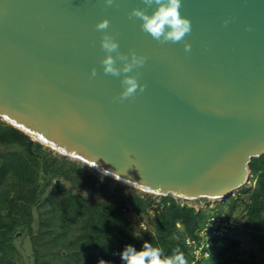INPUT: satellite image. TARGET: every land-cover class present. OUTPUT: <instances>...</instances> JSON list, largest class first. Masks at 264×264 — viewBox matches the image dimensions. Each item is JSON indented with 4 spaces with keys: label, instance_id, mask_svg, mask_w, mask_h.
I'll use <instances>...</instances> for the list:
<instances>
[{
    "label": "water",
    "instance_id": "obj_1",
    "mask_svg": "<svg viewBox=\"0 0 264 264\" xmlns=\"http://www.w3.org/2000/svg\"><path fill=\"white\" fill-rule=\"evenodd\" d=\"M134 8L155 6L0 0V121L144 194L227 200L264 155V0H182L191 32L175 43L144 32ZM105 32L146 57L127 74L144 90L123 100L125 74L103 71Z\"/></svg>",
    "mask_w": 264,
    "mask_h": 264
},
{
    "label": "trees",
    "instance_id": "obj_2",
    "mask_svg": "<svg viewBox=\"0 0 264 264\" xmlns=\"http://www.w3.org/2000/svg\"><path fill=\"white\" fill-rule=\"evenodd\" d=\"M10 145L25 150L0 152V264H13L17 233L31 236L35 264H41L39 239L56 248V256L78 261L85 257L84 264H126L122 259L125 248L131 245L141 251L145 242L161 249V264H169L175 249L184 254L185 264H264L255 255L251 260L241 258L240 242L232 235L215 238V244H224L220 251L201 261L193 260L185 240L199 239L207 215L180 205L172 197L162 198L164 207L153 221L154 232L145 230L138 235L126 214H149L150 204L139 194H124L125 186L111 188L97 174L44 152L39 143L0 121V147ZM251 170L256 183L249 194L254 203L247 206L245 228L255 236L264 231V155L252 160ZM53 179L65 180L99 200L72 195L63 186L52 185ZM49 187L51 191L43 198ZM228 201L230 216L236 199L231 197ZM259 241L264 252V239Z\"/></svg>",
    "mask_w": 264,
    "mask_h": 264
},
{
    "label": "rangeland",
    "instance_id": "obj_3",
    "mask_svg": "<svg viewBox=\"0 0 264 264\" xmlns=\"http://www.w3.org/2000/svg\"><path fill=\"white\" fill-rule=\"evenodd\" d=\"M24 148L18 145H10L6 147H0V152H24ZM42 150L44 152L50 153L52 156L59 158L53 152L48 150L47 148L42 146ZM61 159V158H59ZM82 166V165H81ZM83 167V166H82ZM85 168V167H84ZM87 169V168H85ZM88 170V169H87ZM98 175V174H97ZM101 177L102 180L107 182L111 188L119 189L124 187V185L114 182L110 179L105 177ZM255 180H251V183L248 184L245 188L239 190L235 193L234 197L236 199L235 209L230 213L231 209L229 204H227L229 199L224 200L221 203L210 204L206 199H199L197 201L191 203H183L179 200L177 202L182 206H189L194 208L197 211H204L207 215V221L212 217H220L227 221L230 225L229 233L232 235V238L238 240L240 242V253L239 256L241 258H245L248 260L252 259V256L255 255L259 261L264 260V252H263V244L259 241L264 239V231L257 232L254 236L250 231H247L245 228V223L247 221V206L253 204L254 202L250 200V191L255 187ZM52 185H60L66 188L72 195H83L85 198H94L97 201L99 198L95 196H91L90 194L79 191L78 189L73 186V184L62 180V179H53ZM51 191V187H49L46 191V194L43 198H45L48 193ZM123 193L126 195H130L133 193L139 194L143 199L147 200L150 204L148 207L149 214L145 215H135L131 212L126 214L127 218L130 220L133 228L136 230L137 234L140 235L141 232L148 230L149 232H154V225L153 221L156 218V215L163 209L164 205L161 204L162 198L161 197H154L151 195L144 194L140 191L134 190L130 187L125 186ZM171 197V196H170ZM36 214V213H35ZM37 218V216H36ZM204 227V226H203ZM38 228V220L35 219L33 224V231L36 233ZM200 233V232H199ZM198 233V235H199ZM204 235V234H203ZM202 235V236H203ZM208 237L200 236V242L203 241L206 245L208 243V254L211 255L212 253L220 251L224 244H215V237L212 235L206 234ZM190 240V241H189ZM198 240V241H199ZM192 238H187L185 240L186 245L189 248V253L192 255L193 260L196 261L200 259V255L197 253L194 254L195 248L197 246L191 245ZM38 247L40 248V263L43 264H84L87 262L85 257H82L79 261L75 259H64L61 258L59 255L56 256L57 249H53L50 247V243H46V240L39 239ZM17 253L13 255L12 261L13 264H35L36 262V255L34 253V245L31 240V236L27 233H17L14 240ZM52 245V244H51ZM55 254V255H54ZM64 256V253H63ZM200 257V258H199ZM205 258H208L205 256Z\"/></svg>",
    "mask_w": 264,
    "mask_h": 264
},
{
    "label": "clouds",
    "instance_id": "obj_4",
    "mask_svg": "<svg viewBox=\"0 0 264 264\" xmlns=\"http://www.w3.org/2000/svg\"><path fill=\"white\" fill-rule=\"evenodd\" d=\"M106 6H111L114 0H105ZM146 8L155 6L154 11L147 12L143 8H134L129 14V18L135 17L142 21L141 28L144 32L151 35L160 42H180L186 34L191 32V21L187 17H183L180 12L182 0H142ZM227 23V21L225 22ZM110 21L104 19L96 25L98 31L106 30ZM101 47L107 53L106 57L101 61L105 74L113 76L123 75L122 85L124 91L121 93L120 99H126L134 95L139 88L144 90V85H140L137 76L127 75L134 68L143 66L146 57L138 55L135 52L130 54L119 52V42L113 36L104 33L101 40ZM191 45L185 44V51H190ZM112 53H116L114 57ZM117 59L122 63V67L117 66ZM92 75H96V69H92ZM161 249L153 248L148 242H145L141 251L128 245L122 253V259L126 264H161ZM103 261L100 262L102 264ZM169 264H185L184 254L180 249H175L172 257L169 258Z\"/></svg>",
    "mask_w": 264,
    "mask_h": 264
},
{
    "label": "built area",
    "instance_id": "obj_5",
    "mask_svg": "<svg viewBox=\"0 0 264 264\" xmlns=\"http://www.w3.org/2000/svg\"><path fill=\"white\" fill-rule=\"evenodd\" d=\"M229 228H230V225L227 223L226 220L220 217H212L204 225L199 235L202 236L204 234L202 237H208L206 234H209L215 238L223 237V236L230 235ZM199 239H200V236H199ZM198 240L192 239L191 245L197 246L195 248L194 254L197 253L198 255H200L201 258L200 257H199L200 259L196 258V261H201L202 259L205 258V256L209 258L211 255H209L208 251H206V248L208 249V243L206 245H202L204 244L203 241L201 240L200 242V240L199 241Z\"/></svg>",
    "mask_w": 264,
    "mask_h": 264
},
{
    "label": "bare ground",
    "instance_id": "obj_6",
    "mask_svg": "<svg viewBox=\"0 0 264 264\" xmlns=\"http://www.w3.org/2000/svg\"><path fill=\"white\" fill-rule=\"evenodd\" d=\"M179 201H181V202H183V203H191V202H194V201H186V200H179ZM208 202L210 203V204H216V203H221V202H223V200H221V199H219V200H208Z\"/></svg>",
    "mask_w": 264,
    "mask_h": 264
}]
</instances>
